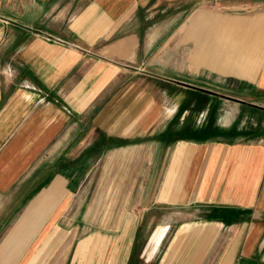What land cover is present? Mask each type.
Here are the masks:
<instances>
[{"label": "crops", "instance_id": "crops-1", "mask_svg": "<svg viewBox=\"0 0 264 264\" xmlns=\"http://www.w3.org/2000/svg\"><path fill=\"white\" fill-rule=\"evenodd\" d=\"M206 261L264 264V0H0V264Z\"/></svg>", "mask_w": 264, "mask_h": 264}, {"label": "rangeland", "instance_id": "rangeland-1", "mask_svg": "<svg viewBox=\"0 0 264 264\" xmlns=\"http://www.w3.org/2000/svg\"><path fill=\"white\" fill-rule=\"evenodd\" d=\"M65 4H63L62 6H60L58 11H63V9L65 8ZM46 12V11H45ZM44 12V13H45ZM59 13V12H58ZM97 183L98 181H92L90 182L89 185V193L87 191H85L83 193V195L78 194L75 198H74V202L69 210V212L67 213L65 219H64V225L66 226L67 229L73 231V234L75 235L76 233V241H75V245L74 247H76V244L82 239L84 238L87 233H90L91 230L86 229V227L84 226V222H86V215H87V210L91 211L90 212V219H95L96 216H100L108 219H112L114 214L112 212H106L105 210L102 211L103 207L107 208L108 206H112V202H113V196L112 193L113 192H108L107 190L104 191L102 194H98V187H97ZM83 192V191H82ZM87 193V195H86ZM119 198L116 197V203L118 201ZM127 199V197H120V201L121 204L119 206V208L121 209L123 206V201H125ZM103 203L102 205L99 204ZM116 208H118V206H116ZM100 210V211H98ZM117 215V213H116ZM121 216L123 215V213L120 214ZM97 231V230H92V232ZM104 232H108L111 230H102ZM123 231V230H122ZM174 231L171 230L170 234H172ZM118 234V233H117ZM73 235V236H74ZM141 247V246H139ZM154 264V263H151ZM205 264H208V262L206 261Z\"/></svg>", "mask_w": 264, "mask_h": 264}, {"label": "water", "instance_id": "water-1", "mask_svg": "<svg viewBox=\"0 0 264 264\" xmlns=\"http://www.w3.org/2000/svg\"><path fill=\"white\" fill-rule=\"evenodd\" d=\"M229 99H231V98H229ZM234 100V99H233ZM236 101V100H235Z\"/></svg>", "mask_w": 264, "mask_h": 264}]
</instances>
